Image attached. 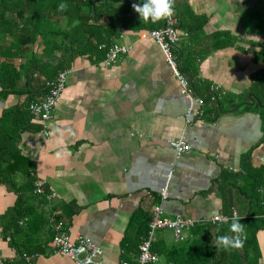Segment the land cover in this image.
Returning a JSON list of instances; mask_svg holds the SVG:
<instances>
[{"label": "crops", "instance_id": "0c3cea01", "mask_svg": "<svg viewBox=\"0 0 264 264\" xmlns=\"http://www.w3.org/2000/svg\"><path fill=\"white\" fill-rule=\"evenodd\" d=\"M144 2L103 0L115 25L102 41L87 43L90 36L75 31L81 40L72 48L50 52L38 42L33 48L38 66L27 70L23 94L0 93V130L13 138L19 155L11 180L32 205L6 243L1 217L19 192L0 183V258L15 257L14 244L38 249L35 264H72L51 245L57 217L73 241L84 237L98 246L104 264L134 263L136 255L121 247L129 231L136 235V227H128L131 217L161 206L167 218H229L220 225L198 224L185 239L205 227L224 228V233L235 214L241 225L245 222L246 234L255 231L258 264H264V187L251 186L264 170V134L254 106H240L248 95L256 96L258 80L264 83V41L248 15L252 0H175L179 40L172 52L206 105V115L193 117L188 126V102L159 47L147 37L163 21H144L133 7ZM97 21L100 26L110 22L107 17ZM104 41L128 49L110 67L102 64L98 47ZM61 70L68 71L67 83L45 137L30 119L27 103L42 100L45 82ZM181 137L190 150L177 157L168 141ZM170 172L168 197L162 201L159 193ZM28 173L45 183V194L54 195L31 196ZM154 242L163 250L175 240L162 230Z\"/></svg>", "mask_w": 264, "mask_h": 264}, {"label": "trees", "instance_id": "16d2710c", "mask_svg": "<svg viewBox=\"0 0 264 264\" xmlns=\"http://www.w3.org/2000/svg\"><path fill=\"white\" fill-rule=\"evenodd\" d=\"M102 1L0 0V93L2 97L14 93L23 94L22 88L26 83L23 86L21 85L23 80H26L27 70L38 66L33 49L38 42H41V45L47 47L50 52H57L63 49L64 45L72 48L74 44L80 42L81 39L75 36V31L89 35L87 43L92 40L97 41L98 38L101 40L106 35V29L113 24L115 25L114 17L108 12V7ZM100 2L101 4L97 5ZM61 3L66 5L63 10L58 8ZM252 3L248 15L256 33L264 41V0H252ZM102 17H107L110 21L109 24L106 26L97 25L98 21L96 22V20ZM91 20L92 23L89 24ZM262 51L264 54V46ZM60 55L64 56L66 52H62ZM69 55L73 56V52ZM16 59H19L18 63H16ZM57 65L59 66L60 63ZM181 70L184 72L182 67ZM259 81L255 85V95L258 98L255 97L263 103L264 83ZM219 107L221 108L220 104ZM241 109L246 110L249 108L242 107ZM251 109L258 111L264 134V107L254 105ZM213 111L217 112L215 109ZM22 123L25 122L22 121ZM12 139L6 131L0 130V183L12 185L13 190L18 193L19 189L15 187L11 180L14 172L19 170L16 161L19 155L15 154V149L11 146ZM261 172L262 174L259 173L260 180L251 183V186L256 190L264 187V170ZM257 176L252 177L253 180ZM27 179L25 186L30 189L31 196L39 197L33 194V185L36 180L32 179L30 173L27 174ZM25 200L19 192L14 206L1 217L2 236L4 240L9 237V241L6 242L8 244L11 243L12 234L21 227L19 221L24 220L27 214L26 210L32 207V205L27 206ZM150 219V213L132 215L128 227H136V235L132 237L131 231L128 232L129 237L127 235L124 239L125 242L121 245L124 253L131 252L137 256L138 245L145 238ZM53 223L54 226L60 224L57 217ZM223 229L217 230L214 227L197 229L193 236L187 237L182 242H172L163 250H157L156 243L153 242L151 252L159 258L156 264H258L255 231L246 234L245 229H243L240 235L242 241L240 247L231 245L218 247L217 237L235 238L237 236V233L233 232L231 227L228 230L226 229L224 233ZM11 245L15 251V258L5 259H13L14 264H24L21 259L23 254H39L36 248L29 246L20 248L14 244ZM122 261L131 262L129 260H121L120 262ZM6 264L11 263L7 262Z\"/></svg>", "mask_w": 264, "mask_h": 264}, {"label": "built area", "instance_id": "2783aa9c", "mask_svg": "<svg viewBox=\"0 0 264 264\" xmlns=\"http://www.w3.org/2000/svg\"><path fill=\"white\" fill-rule=\"evenodd\" d=\"M174 2L175 0H173V4ZM162 21V27L150 30L147 33V37L151 38L159 47L165 64L170 68L179 84L181 95L188 102L184 115L185 124L188 126L191 124L193 117L200 119L206 115L205 100L194 92L190 80L181 70L180 62L172 52L175 44L179 40V34L177 32L178 22L173 11L170 16L163 18ZM98 47L103 53L102 64L105 67L115 65L128 51L127 47L122 44L106 41L100 43ZM67 75V70L59 71L53 81L45 82L46 93L42 100L30 101L27 104V112L30 115V119L34 124L40 126L41 133L45 137L49 135L47 126L53 117L57 102L66 87ZM211 100L215 101L216 99L212 97ZM168 144L174 150L177 157L190 150V146L185 142L184 137L175 141H168ZM171 178L172 173L170 172L167 175L164 188L159 193L162 201L168 197L167 192ZM44 185L45 183L43 181L36 180L33 185V194L44 195ZM53 195L52 193L45 194L47 198ZM234 217L235 214L233 215ZM228 220V217L220 215L205 219L202 222H196L189 218H181L180 216L167 218L163 217L161 206H155L152 209L145 238L138 245V254L134 263L122 261L119 264H156L159 258L151 252V247L156 239V233L159 231L168 230L172 232L175 242H182L185 239L186 232L198 224L220 225L226 223ZM54 232L55 234L51 242L54 252L63 255L72 264H104L102 250L90 239L79 237L76 241H73L69 233L62 228L61 224L56 225ZM8 240L7 238L6 241ZM35 258L36 255L33 254H23L21 257L24 264H35ZM7 262L14 264L13 259L6 260L5 258H0V264H6Z\"/></svg>", "mask_w": 264, "mask_h": 264}, {"label": "clouds", "instance_id": "9594fccd", "mask_svg": "<svg viewBox=\"0 0 264 264\" xmlns=\"http://www.w3.org/2000/svg\"><path fill=\"white\" fill-rule=\"evenodd\" d=\"M66 7L65 4L61 3L58 8L59 10H63ZM135 11L139 13L140 17L143 18L144 21H147L149 18L153 22L166 18L171 15L173 11V0H145V2L140 5H133ZM231 230L237 233L235 238L228 237V236H219L217 237V246H228L231 245L233 247H240L241 246V239L240 235L243 232V226L239 222L238 217H234Z\"/></svg>", "mask_w": 264, "mask_h": 264}, {"label": "water", "instance_id": "95a60500", "mask_svg": "<svg viewBox=\"0 0 264 264\" xmlns=\"http://www.w3.org/2000/svg\"><path fill=\"white\" fill-rule=\"evenodd\" d=\"M180 65H181V62H180ZM247 102H244V103H242V104H240V106H242V105H245V106H254L255 104H257L258 106H260V107H264V102L263 103H261L258 99H256L253 95H248L247 96ZM237 110V108L236 109H234V110H232V111H236Z\"/></svg>", "mask_w": 264, "mask_h": 264}, {"label": "bare ground", "instance_id": "6f19581e", "mask_svg": "<svg viewBox=\"0 0 264 264\" xmlns=\"http://www.w3.org/2000/svg\"><path fill=\"white\" fill-rule=\"evenodd\" d=\"M37 196H42V195H37ZM23 223H24V220L19 221V225H20V226H22ZM7 238L9 239V237H7ZM7 238H6V239H7ZM8 241H9V240H8ZM8 241H6V242H8Z\"/></svg>", "mask_w": 264, "mask_h": 264}, {"label": "rangeland", "instance_id": "374dc122", "mask_svg": "<svg viewBox=\"0 0 264 264\" xmlns=\"http://www.w3.org/2000/svg\"><path fill=\"white\" fill-rule=\"evenodd\" d=\"M168 234H170V233H168Z\"/></svg>", "mask_w": 264, "mask_h": 264}]
</instances>
